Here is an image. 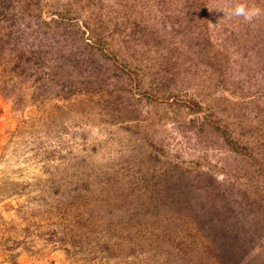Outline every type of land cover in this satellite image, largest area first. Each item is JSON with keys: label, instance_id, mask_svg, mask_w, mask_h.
<instances>
[{"label": "rangeland", "instance_id": "obj_1", "mask_svg": "<svg viewBox=\"0 0 264 264\" xmlns=\"http://www.w3.org/2000/svg\"><path fill=\"white\" fill-rule=\"evenodd\" d=\"M15 2L0 264H264V16L216 10L233 0ZM77 26L109 57L69 62L87 52Z\"/></svg>", "mask_w": 264, "mask_h": 264}, {"label": "trees", "instance_id": "obj_2", "mask_svg": "<svg viewBox=\"0 0 264 264\" xmlns=\"http://www.w3.org/2000/svg\"><path fill=\"white\" fill-rule=\"evenodd\" d=\"M22 0H20L21 2ZM17 3L15 2V0H0V36L2 37H6L8 38V41H10V39L14 36L15 39H17V42L19 40V37H21V32H24L25 30L23 29V27L21 26H17V31L19 32V35H17V32H13L14 30L12 29L14 22H13V17L15 15H19L16 11V7H17ZM78 28L79 34H80V45H82L86 48V53L83 54V52H81L80 54L77 53V50L71 51L69 53V62L73 60V62H75V65L78 64V59L81 56V62L85 63V59L84 57L88 58L90 55L93 56V54H95V52H98L97 54H99L100 56L103 57H109V46L106 44V39L105 41L102 40L101 38L99 40H95L94 38H92V35L89 36L87 39H83V35H84V30H82L81 28ZM92 39V40H91ZM85 40V41H83ZM16 42V43H17ZM88 48V49H87ZM21 50V51H19ZM15 51V50H13ZM18 53V60H22L24 62H33L35 63L36 59H37V54H36V50L32 49V47L28 46V45H24L22 46L20 49L17 50ZM83 58V59H82ZM19 62V61H18ZM90 82H88L89 84ZM70 88V87H68ZM79 92L78 94L80 95V97H82V94H93L94 92L92 91V93H90L85 85H80V88L78 89ZM67 94H65V92H63L62 96L59 93H56L55 96L59 97L60 100H64L65 98H67L68 92L70 93L71 91L67 89ZM70 95V94H69ZM68 95V97H69ZM93 96V95H90ZM179 214V213H177ZM176 217L180 220H183L184 216L183 215H176ZM187 220V218H185ZM188 221V220H187ZM150 227V226H148ZM154 227V226H153ZM152 228V227H150ZM200 238L202 242H207V240L205 239V236L203 234H200ZM209 243V242H207ZM204 244V243H203ZM205 246V245H204ZM203 249H205V251L208 249V246L206 245ZM210 249V247H209ZM196 252V251H195ZM196 253H200L201 255L204 253V251H199L197 250Z\"/></svg>", "mask_w": 264, "mask_h": 264}, {"label": "clouds", "instance_id": "obj_3", "mask_svg": "<svg viewBox=\"0 0 264 264\" xmlns=\"http://www.w3.org/2000/svg\"><path fill=\"white\" fill-rule=\"evenodd\" d=\"M233 5L228 8H218L216 10L222 11L223 15L229 18H242L243 22L253 24L258 18L264 16V9L249 4L247 0H233Z\"/></svg>", "mask_w": 264, "mask_h": 264}]
</instances>
